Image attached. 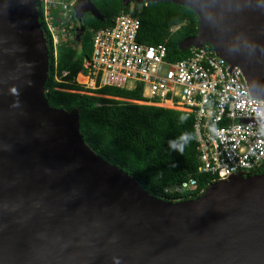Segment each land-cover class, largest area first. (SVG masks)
Segmentation results:
<instances>
[{"label":"water","instance_id":"95a60500","mask_svg":"<svg viewBox=\"0 0 264 264\" xmlns=\"http://www.w3.org/2000/svg\"><path fill=\"white\" fill-rule=\"evenodd\" d=\"M131 1L187 5L198 33L179 48L208 43L264 100V0ZM74 11L81 31L103 19L92 0ZM48 71L36 0H0V264H264V172L153 196L47 103Z\"/></svg>","mask_w":264,"mask_h":264},{"label":"built area","instance_id":"2783aa9c","mask_svg":"<svg viewBox=\"0 0 264 264\" xmlns=\"http://www.w3.org/2000/svg\"><path fill=\"white\" fill-rule=\"evenodd\" d=\"M43 19L58 42L59 30L71 28L79 0H40ZM57 10L54 18L52 11ZM53 19L56 23H53ZM140 20L129 13L114 17L92 33L90 57L80 70L87 88H139L145 100L129 101L184 112L193 119L199 173L212 182L264 172V100L253 96L237 65H231L205 43L177 60L167 59L164 44L138 41ZM209 183V184H210ZM193 176L165 191L195 188Z\"/></svg>","mask_w":264,"mask_h":264},{"label":"trees","instance_id":"16d2710c","mask_svg":"<svg viewBox=\"0 0 264 264\" xmlns=\"http://www.w3.org/2000/svg\"><path fill=\"white\" fill-rule=\"evenodd\" d=\"M92 3L103 19L85 13L82 20L85 29L79 46L71 38L54 46L43 19L42 2L36 0L49 54L45 81L47 103L54 108L77 109L84 141L104 160L133 176L151 195L172 201L196 198L212 177L197 172L199 161L192 117L178 110L114 98L145 100L139 88L107 85L83 88L75 82V77L91 55L93 31L110 25L115 16L130 12L138 17V41L148 45L164 44L167 59L177 60L189 53V49L181 50L179 44L198 33L197 14L187 5L170 1L134 3L133 6L124 5L123 0H92ZM57 14V10L52 11L54 18ZM52 22L56 23L54 19ZM181 117L186 119L182 122ZM182 133L193 137L183 153L169 146V141ZM188 176L196 179L195 188L178 193L165 191Z\"/></svg>","mask_w":264,"mask_h":264},{"label":"rangeland","instance_id":"374dc122","mask_svg":"<svg viewBox=\"0 0 264 264\" xmlns=\"http://www.w3.org/2000/svg\"><path fill=\"white\" fill-rule=\"evenodd\" d=\"M135 2L134 1H131L129 4H131V6H133ZM71 28H65L64 32H62V29L61 31L59 30V33L57 34V39H58V42L55 43V39L52 35V38H53V44L54 46H57L59 45L62 41H65L67 38H71L73 39L75 45L79 46V41H80V35L81 33H83V31H81V27L78 26L76 23H75V11L73 13V18H72V22H71ZM79 74L81 73H78L75 77V82L81 86H83V88H87L86 86L88 85L89 83V80L87 78V76H81L79 77ZM58 80H60V77L58 76L57 77ZM80 92H85V91H80ZM91 93V92H90Z\"/></svg>","mask_w":264,"mask_h":264},{"label":"clouds","instance_id":"9594fccd","mask_svg":"<svg viewBox=\"0 0 264 264\" xmlns=\"http://www.w3.org/2000/svg\"><path fill=\"white\" fill-rule=\"evenodd\" d=\"M186 117H181V121L183 122ZM193 139L190 133H182L175 140L169 141V146L174 151H178L183 153L184 149L188 146L189 142Z\"/></svg>","mask_w":264,"mask_h":264},{"label":"bare ground","instance_id":"6f19581e","mask_svg":"<svg viewBox=\"0 0 264 264\" xmlns=\"http://www.w3.org/2000/svg\"><path fill=\"white\" fill-rule=\"evenodd\" d=\"M238 55V54H237ZM81 76H83L82 74H81ZM85 77V76H84ZM86 78V77H85Z\"/></svg>","mask_w":264,"mask_h":264}]
</instances>
